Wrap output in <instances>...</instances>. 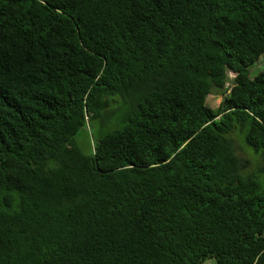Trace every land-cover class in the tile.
Here are the masks:
<instances>
[{
  "label": "trees",
  "instance_id": "16d2710c",
  "mask_svg": "<svg viewBox=\"0 0 264 264\" xmlns=\"http://www.w3.org/2000/svg\"><path fill=\"white\" fill-rule=\"evenodd\" d=\"M263 54L264 0H0V264H264Z\"/></svg>",
  "mask_w": 264,
  "mask_h": 264
},
{
  "label": "rangeland",
  "instance_id": "374dc122",
  "mask_svg": "<svg viewBox=\"0 0 264 264\" xmlns=\"http://www.w3.org/2000/svg\"><path fill=\"white\" fill-rule=\"evenodd\" d=\"M262 69H264V54L250 67V76L253 77ZM233 77L232 72H230L227 85H231ZM221 100L222 95L216 88H214L211 93L207 95V103L213 108H217ZM124 111L125 104L122 99L119 97L116 98L115 101H112V104L103 116L90 118L85 126L77 132L74 136L76 144L85 154H91L94 151V147L98 143L99 139L119 126L121 123V116ZM229 137L233 140L237 155H239L242 159H249L251 161L249 167L246 169V172H255L260 177H263V174L259 171V165L262 161L261 155L246 143L244 134L240 131V129H236L231 132ZM202 264L218 263L215 257H208Z\"/></svg>",
  "mask_w": 264,
  "mask_h": 264
}]
</instances>
